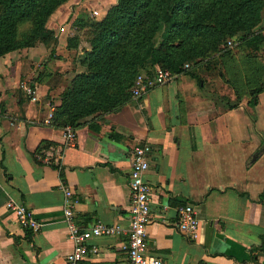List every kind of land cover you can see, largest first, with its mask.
<instances>
[{
  "label": "crops",
  "instance_id": "crops-1",
  "mask_svg": "<svg viewBox=\"0 0 264 264\" xmlns=\"http://www.w3.org/2000/svg\"><path fill=\"white\" fill-rule=\"evenodd\" d=\"M9 55L0 57V264H65L72 242L64 187L79 225L120 227L92 239L98 252L79 264H125L131 154L139 143L152 148L147 254L161 264H264V59L247 73L262 89L255 104L246 73L232 83L224 71L209 76L207 66L70 124L57 114L55 94H19V60ZM9 201L26 205L39 228L20 226ZM185 203L197 213L194 239L176 224Z\"/></svg>",
  "mask_w": 264,
  "mask_h": 264
},
{
  "label": "rangeland",
  "instance_id": "rangeland-1",
  "mask_svg": "<svg viewBox=\"0 0 264 264\" xmlns=\"http://www.w3.org/2000/svg\"><path fill=\"white\" fill-rule=\"evenodd\" d=\"M6 1L0 0V37L6 36L14 43L6 54L19 60L18 92L31 99L22 85L26 83L38 99H47L53 93L59 99L61 112L83 109L84 103L86 110L97 107L86 116L96 115L104 108L100 104L102 97L134 102L133 83L120 80L128 70L124 63L141 57L149 46L156 50L135 68L136 72L164 69L168 60L183 57L185 72H204L202 67L210 66L209 76L217 77L224 71L232 83L240 82L235 75L246 73L252 86L255 83L251 84L247 73L254 69L258 72V57L264 58L262 43L255 46L248 40L252 33L264 35V6L260 21L251 24V10L240 6L238 0H185L173 20L163 25L157 22V8L162 0H150L140 11L141 19L133 23L125 22L113 8L118 0H38L23 14L12 10L4 16ZM221 16L226 20L222 29L215 32ZM108 24L118 31L112 41L104 36ZM230 25H234V32L220 36ZM49 30L52 32L48 35L42 34ZM22 43L26 45L18 46ZM19 53L22 54L17 56ZM96 69L100 70L99 75L92 78ZM135 71H130L129 76Z\"/></svg>",
  "mask_w": 264,
  "mask_h": 264
},
{
  "label": "built area",
  "instance_id": "built-area-1",
  "mask_svg": "<svg viewBox=\"0 0 264 264\" xmlns=\"http://www.w3.org/2000/svg\"><path fill=\"white\" fill-rule=\"evenodd\" d=\"M175 76L176 74H173L168 69H157L152 73H138L131 88L133 98H141L149 90L168 83ZM22 85L31 99H36L35 90L30 86L27 87L26 83H22ZM262 93L264 96V91ZM67 134L70 135L69 129ZM151 151L152 148L148 143L136 144L132 149L129 174V217L128 226L124 230L127 237L125 264L162 263L158 257L146 253L147 227L152 222V216L150 212L149 185L145 179V174L149 168V154ZM64 194L63 220L66 225L67 236L72 242V249L65 257V264H79L87 256L95 255L98 252V245L91 242L92 239L116 234L119 232L120 227L102 221H96L85 227L79 225L75 220L73 210L76 200L66 187H64ZM7 208L15 213L16 220L20 226L34 231L39 228V222L23 203L9 201ZM176 224L178 230L184 235L192 239L196 237L198 219L195 207L192 204L185 203L178 207Z\"/></svg>",
  "mask_w": 264,
  "mask_h": 264
},
{
  "label": "trees",
  "instance_id": "trees-1",
  "mask_svg": "<svg viewBox=\"0 0 264 264\" xmlns=\"http://www.w3.org/2000/svg\"><path fill=\"white\" fill-rule=\"evenodd\" d=\"M38 0H7L5 3V14L4 16H8V14H11L12 10L18 11L20 14H23L25 11L29 10V8L34 5L35 3H37ZM150 0H118V2L114 5L113 8L118 10V13L121 14L123 17V19H125V22L127 23H133L136 22L137 20L141 19V13L140 11L143 10L147 3H149ZM185 0H162L161 2H159L158 8H157V22L160 25H163L164 23L168 22V21H172L173 20V14L175 12H177V10L179 9V7L181 5H183ZM225 1V0H223ZM238 4L240 6H244L248 9H250V18L251 16L253 17L254 21L251 24H255L257 22L260 21L261 18V9L264 6V0H238ZM239 6V8H240ZM220 21H218L215 26H214V30L215 32H218L222 29V24L225 22L226 19L223 20V16L220 17ZM208 26V25H207ZM52 31H42L43 35H48L49 33H51ZM234 32V25H230L226 28L225 32L221 33V35H229L232 34ZM118 34L117 31V27L113 26L111 24H108L106 26V29L104 30V36L105 38L109 39V41H112L116 38ZM250 43H254V45H258V43H262V45L264 46V35L261 33H252V36L248 39ZM26 44L22 43L18 46H25ZM14 46V43L12 41V39L6 37V36H2L0 37V56L6 54L7 52H9ZM105 49H98L99 51H104ZM155 48L153 46H149L147 49L144 50L143 55H141V57H136V58H131L130 61H128L126 64V68H128L126 76L123 79L120 80H125V81H129L132 82L134 81L135 76L140 73V72H136L135 68L136 67H140L142 66V64L146 61V59L148 57H150L154 52H155ZM96 52V51H95ZM131 53V52H130ZM132 54V53H131ZM261 58V57H260ZM264 59V58H262ZM183 64H184V59L183 57L181 58H175V59H171L168 60L167 62H165V67L164 69H168L169 71H171L173 74H177L180 73L182 71H184L185 69L183 68ZM99 69H96V74L92 75V78L96 77L97 75H99ZM130 71H135L136 73H131V77L129 76ZM143 72H147V73H152L153 71L151 69L148 70H144ZM108 73H106L104 75V78L107 76ZM133 74V75H132ZM86 76V75H85ZM85 76H81L82 78H84ZM96 81H99V79H96ZM261 87H260V83H258L257 87L252 86V89H250V103L251 104H255L257 102V94L261 91ZM109 98V99H108ZM113 97H102L100 98V104L102 107H104L103 109L98 110V112H106V111H110V110H116L118 109L121 105L126 104L128 101L125 98L119 99L118 101H113L112 99ZM107 99V103L106 100ZM85 105L84 103H82L81 106H84L83 109H76L75 111H71V109H69L68 111H60V107L59 105L57 106L58 110H57V114L61 116H64L66 118V123H70L73 124V122L80 118V117H85L86 114L91 113L94 110H97V107L95 109H90V110H86L85 109ZM94 130L98 131V128L94 127ZM46 144H43V147ZM41 148L38 147L36 149V151H39V149ZM259 201L262 202L264 204V196L260 195L259 196Z\"/></svg>",
  "mask_w": 264,
  "mask_h": 264
}]
</instances>
